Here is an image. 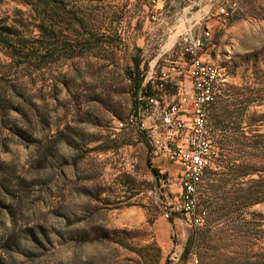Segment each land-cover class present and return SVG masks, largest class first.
<instances>
[{"label":"rangeland","instance_id":"obj_1","mask_svg":"<svg viewBox=\"0 0 264 264\" xmlns=\"http://www.w3.org/2000/svg\"><path fill=\"white\" fill-rule=\"evenodd\" d=\"M228 1L76 0L87 25L63 39L33 28L32 66L0 47V264H236L239 248L264 257V200L216 212L203 193L217 182L203 178L197 203L210 228L199 238L178 205L180 165L161 152L159 108L143 101L133 112L134 58L165 105L189 94L185 38L208 28L200 53L227 78V130L264 137V0H236L227 17ZM31 14L0 0L8 22ZM76 33L92 38L90 50L73 49ZM255 150L264 158V145Z\"/></svg>","mask_w":264,"mask_h":264},{"label":"trees","instance_id":"obj_2","mask_svg":"<svg viewBox=\"0 0 264 264\" xmlns=\"http://www.w3.org/2000/svg\"><path fill=\"white\" fill-rule=\"evenodd\" d=\"M29 7L32 14L30 22H24L22 19L16 22H8L0 17V47L4 49L11 61L19 66H32L31 56L35 55L34 42L38 39L33 33L36 29L38 36L47 38L51 36L68 37L67 31L72 30L73 26L87 25L88 14H77L78 4L76 0H16ZM236 3V0H229L227 4ZM230 15V14H229ZM228 17V16H227ZM232 17V16H231ZM32 26H29V25ZM86 33H89L88 31ZM73 41V49L78 45L84 44V49L90 50L94 44L92 38L81 37L76 33ZM93 34V33H90ZM102 35V33H101ZM65 40V39H64ZM62 41V40H61ZM79 55V52L70 53L68 56L73 57ZM141 60L134 58L132 83L135 92V101L133 112L137 115L140 111V104L143 101L139 99L142 95H153L157 93L149 82H143V75L140 71ZM222 92V91H221ZM222 95L219 96L211 105L208 111V128L215 137V143L219 150V159L217 160L215 169H207L203 176L204 179L216 181L217 184L213 189V194L209 192L208 183L204 187L205 205L213 207L216 212L226 209V215L231 212L243 211V207L251 206L264 200V158H261L259 152L255 149L264 145V137L258 134L245 135L243 132H235L231 134L228 120L232 116L230 104L228 100H223ZM248 104H245L247 108ZM219 130V134L216 133ZM243 147L239 148V146ZM148 149L149 146L147 145ZM246 147V148H245ZM150 163V159L147 158ZM157 173L154 168H151ZM257 176V177H256ZM248 177V178H247ZM233 208V209H232ZM218 217V216H217ZM169 221L173 220V216H168ZM208 225L196 227V235L199 238L208 236ZM194 244L193 236L187 239L183 249V256L186 257L190 248ZM237 252L236 264H264V257L258 261H252L249 256L242 251L241 248Z\"/></svg>","mask_w":264,"mask_h":264},{"label":"built area","instance_id":"obj_3","mask_svg":"<svg viewBox=\"0 0 264 264\" xmlns=\"http://www.w3.org/2000/svg\"><path fill=\"white\" fill-rule=\"evenodd\" d=\"M234 6L235 3H230L219 9L223 15L229 16ZM208 39V28L198 33L190 32L185 38L183 49L189 62L191 82L189 94L182 93L176 100L165 105L160 104L156 94L139 96L146 104L159 108L161 125L166 130L161 152L180 165L178 205L195 228L204 225L207 213L197 203L200 183L205 171L215 169L219 159L209 141V106L221 94V85L227 79L217 71L214 62L203 58L200 53ZM159 78L165 80V72Z\"/></svg>","mask_w":264,"mask_h":264},{"label":"bare ground","instance_id":"obj_4","mask_svg":"<svg viewBox=\"0 0 264 264\" xmlns=\"http://www.w3.org/2000/svg\"><path fill=\"white\" fill-rule=\"evenodd\" d=\"M214 65L216 66L217 71H219V73H220L219 66L216 63H214Z\"/></svg>","mask_w":264,"mask_h":264}]
</instances>
